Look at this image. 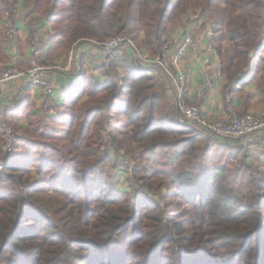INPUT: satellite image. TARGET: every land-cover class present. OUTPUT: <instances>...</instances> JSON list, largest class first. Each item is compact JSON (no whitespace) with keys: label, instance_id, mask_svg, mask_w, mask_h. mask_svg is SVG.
Wrapping results in <instances>:
<instances>
[{"label":"trees","instance_id":"1","mask_svg":"<svg viewBox=\"0 0 264 264\" xmlns=\"http://www.w3.org/2000/svg\"><path fill=\"white\" fill-rule=\"evenodd\" d=\"M8 1L0 0V15ZM28 2L50 23L52 64L74 44L115 36L155 58L172 28L199 9L215 21L209 18L232 102L246 112L254 98L248 88L260 77L264 108V0ZM221 37L230 44L226 55ZM117 67L119 86L95 82L82 68L65 91L63 118L46 132L44 114L7 113L23 132L0 168V184L15 180L11 193L0 187V264H264V136L229 141L181 123L160 72L126 52ZM24 118L29 125L20 127ZM117 167L162 203L119 188Z\"/></svg>","mask_w":264,"mask_h":264},{"label":"crops","instance_id":"2","mask_svg":"<svg viewBox=\"0 0 264 264\" xmlns=\"http://www.w3.org/2000/svg\"><path fill=\"white\" fill-rule=\"evenodd\" d=\"M24 3L19 1L17 4L20 11L18 35L14 40L4 41L0 58L5 59L0 62V69L10 66H15L20 69H27L29 67V62L31 60L29 44L38 28H45L43 34L47 37L44 41L46 53H48L51 45L50 35L53 31L50 23L43 18L40 19L39 15ZM195 14L196 13L191 11L188 12L181 19L180 23L172 28L168 35V37H172L181 32L182 37L190 35L198 42L197 52L188 53L184 59L178 62L177 71L185 72L187 75V85L185 88V98L187 102L196 105L204 118L210 120H229L230 109L239 114L249 112L256 115H264V108L259 104L260 97L251 90L250 92L254 98L246 112L242 111L239 100L237 104L232 102L234 95H232L231 90L234 86L230 84L226 76L218 79V73L220 71L218 63L219 56L216 50L215 52L210 50V46H214L215 44L213 39H208L203 30L196 25ZM87 45L86 43H81L76 47L74 50L76 58L67 71L52 70L49 79L53 91L50 95H45L41 89L31 86L27 82L17 81L0 87V106L6 108L8 116L9 114L11 116L18 109L23 107L32 114L31 120L43 117L41 114H44L46 119H62L63 115L60 108L65 98V91L68 90L70 85L77 81L82 74V68L95 80V82L105 83L107 72L106 70L99 69V49L93 46L88 47ZM82 52H90L94 57L92 60L86 62L80 56ZM126 53L129 54L131 59L135 62L130 49H128ZM66 57L55 64H59L64 69H67L68 60ZM207 59L209 62L206 61ZM118 72L120 73V70ZM157 72L160 71L158 69L151 71L152 74H156ZM113 73H115V70ZM160 76L165 83L168 104L172 106L174 103V95L171 84L162 73ZM208 81L213 82V87L209 88L206 86ZM48 104H50V108L46 109L45 105ZM17 123L20 127L29 125V121L25 118L17 121ZM261 136H264V131H262ZM120 185H122V182H120Z\"/></svg>","mask_w":264,"mask_h":264},{"label":"built area","instance_id":"3","mask_svg":"<svg viewBox=\"0 0 264 264\" xmlns=\"http://www.w3.org/2000/svg\"><path fill=\"white\" fill-rule=\"evenodd\" d=\"M18 10L8 11L5 15L3 24L8 40H14L18 35ZM196 25L203 30L208 39H213L215 36L214 25L212 21L201 14L195 16ZM45 28H38L34 36L30 40L29 53L31 60L27 69H20L15 66L6 67L0 71V87L15 83L17 81L27 82L29 85L41 89L45 95H50L53 91L50 85V73L52 70L67 71L72 66L76 58L74 52L67 56L68 68L64 69L59 64L54 66H43L47 59L46 46L44 41L47 37L43 34ZM44 30V31H43ZM88 44V47H95L99 49V67L106 66L108 72L105 78L106 83H115L118 86L122 84L121 75H117L110 71V68L119 62L125 52L130 49L133 59L136 64L145 70L158 69L170 82L174 107L177 119L184 124H189L197 127L201 131L206 132L209 136L218 137L223 140H237L243 143L252 141L253 137L264 131V120L254 114H246L237 118L233 110L230 109L229 120H209L204 118L200 109L193 104L187 102L185 98V88L187 85V75L185 72L177 71L178 62L184 59L188 53H196L198 50V42L190 35L182 37L181 32L172 37H166L163 42L161 52L155 58L142 53L133 43L129 37L115 36L104 42H97L94 40L83 41ZM210 50H216L215 45L210 46ZM89 52H82L80 55L86 62L92 60L93 57ZM87 56V57H86ZM206 61L209 62L207 59ZM220 71L218 79L224 77L221 71V60L218 59ZM206 86L213 87V82L208 81ZM45 108H50V104L45 105ZM0 132L3 134V151L11 153L15 150L18 143L17 136L8 122L7 110L0 106ZM109 150L114 153L113 141L109 140ZM129 160L125 163H129ZM131 166V163H129ZM126 165V164H125Z\"/></svg>","mask_w":264,"mask_h":264},{"label":"rangeland","instance_id":"4","mask_svg":"<svg viewBox=\"0 0 264 264\" xmlns=\"http://www.w3.org/2000/svg\"><path fill=\"white\" fill-rule=\"evenodd\" d=\"M19 1H22V3H24L25 5H27V6H29L30 8H31V5H30V3L28 2V0H9L8 1V4L4 7V11L2 12V14L0 15V31H1V33H2V38H1V40L2 41H0V55L2 54V48H3V43H4V41L6 40H8V38H7V36H6V33H5V28H4V24H3V21H4V18H5V15H6V13L8 12V11H11V10H18V14H17V20L19 19V16H20V11H19V8H18V6H17V4L19 3ZM32 9V8H31ZM33 10V9H32ZM190 12V11H189ZM191 12H193V13H196L195 15H197V14H199V13H201V11L199 10V9H197V10H191ZM36 14H38L39 15V17H40V19H42V18H44V15L41 13V12H37L36 11ZM209 16V15H208ZM209 18L212 20V21H214L213 20V18L212 17H210L209 16ZM215 22V21H214ZM180 23V22H179ZM178 23V24H179ZM213 23V22H212ZM177 24V25H178ZM175 27V26H174ZM113 38V37H112ZM215 38V37H214ZM213 38V39H214ZM222 39H220V42H217L218 44H219V47H223L224 48V50H223V52L225 53V55L227 54V51H228V49H229V42L224 38V37H221ZM111 39V38H110ZM108 40V39H107ZM81 43H84L83 41L82 42H80V43H78V44H74L73 45V47H72V49L70 50V52L68 53V55L71 53V52H75L74 50L76 49V47L79 45V44H81ZM215 48H216V51H217V47H216V45H215ZM90 53V52H89ZM145 54H147V53H145ZM4 55V54H3ZM68 55H66V56H68ZM147 55H149V54H147ZM48 56V55H47ZM87 57V56H86ZM90 57H94L93 55H90ZM67 58V57H66ZM221 60H222V58H221V56L219 57ZM4 59L5 58H0V62H2V61H4ZM256 63V59L254 60V64ZM257 64V63H256ZM260 66H259V68H260V70L261 71H263L264 69V53L262 54V59L260 60V63H258ZM40 65H43V66H54L55 64H52L51 62H50V60L49 61H46L44 64H40ZM5 67H3V68H1L0 69V71L1 70H3ZM99 69H102V70H106V72H108V70H107V68H106V66H100V68ZM116 69H118L117 70V72L120 70V68H114V65L110 68V71L111 72H113L114 70H116ZM260 83H261V79H260V77H258L254 82H253V84H251L250 85V87L248 88L249 89V91L251 90L252 92H255V94H259V90H258V86L260 85ZM260 97V96H259ZM173 106V110H174V112H175V107H174V104L172 105ZM261 106V105H260ZM235 115H236V117L237 118H239V117H242V116H244V115H246V114H253V113H249V112H246V113H244V114H239V113H234ZM254 115H256V114H254ZM259 118H262L263 120H264V115L262 114V116H261V114L260 115H257ZM52 120L53 119H48L47 120V122L44 124V125H42L41 126V129L42 130H44V132H46V130H47V128L49 127V128H53V126L52 125H49L48 123H50V122H52ZM210 120V119H209ZM56 121H59V120H56ZM212 121H215V120H212ZM11 125V127H12V129L14 130V132H15V134H16V136H17V139H18V142H19V139H20V137H21V135H22V130H18L17 128H15L12 124H10ZM264 130V129H263ZM258 135H260V133H258V134H256L254 137H253V140H255L256 138V136L257 137H259ZM0 149H2V151H3V139H2V141H1V143H0ZM17 149V148H16ZM15 151L16 150H13L11 153H7V152H5V151H3V153H0V168H2V166H3V164L4 163H6V160H8V159H10V158H12L13 156H14V154H15ZM107 151V150H106ZM42 157L41 158H50V156H51V154L50 153H45L44 151H42ZM128 156V160H129V163H131V167L133 166V170L135 169V166L137 165V163H136V161L132 158V156H130V155H127ZM41 158H39V160L41 159ZM115 165L116 166H119V164L118 163H115ZM119 167H117V168H112V171L117 175V180H116V183H118L119 182V188H123V189H129L130 191H133V192H136V193H138L139 195H141V197H144V198H146V199H149V200H152V201H154V202H158V203H162V198L160 197V196H157L156 197V195H157V193H156V191L155 192H148V193H146V192H144L143 191V189L140 187V186H138V183H137V180H130V179H132L133 178V175L132 174H129L128 175V173H127V171L125 170V168H119ZM43 174H45L46 175V177L47 178H49L50 176H51V172L49 171V170H46V171H44L43 172ZM128 175V176H127ZM40 179H44V177L43 176H40L39 177ZM17 183H19V187H20V190H21V192H23V190H24V185L19 181H16ZM120 182H122V185H120ZM13 183H15V180L14 181H6L5 182V184H0V187H3V188H5V189H7V192L8 193H11V188H10V186L12 187L13 186Z\"/></svg>","mask_w":264,"mask_h":264}]
</instances>
